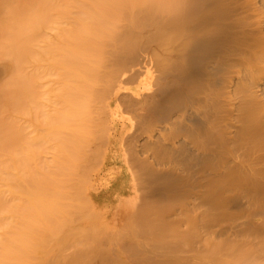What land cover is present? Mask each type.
I'll use <instances>...</instances> for the list:
<instances>
[{
    "label": "bare ground",
    "instance_id": "1",
    "mask_svg": "<svg viewBox=\"0 0 264 264\" xmlns=\"http://www.w3.org/2000/svg\"><path fill=\"white\" fill-rule=\"evenodd\" d=\"M86 1L70 0V9V2L63 0L61 17L53 21L49 12L57 5L51 0L40 19L26 17L21 23L17 16L19 20L5 30L4 56L17 68L16 79L8 83L16 92L10 96L15 107L20 98L25 106L37 98L31 87L35 74L30 78L21 68L22 54L35 58L31 46L36 41L30 31L68 22L72 14L83 11ZM99 8L92 17L71 18L85 36L90 33L92 45L87 56L81 49L64 51L63 56L71 58L61 68L72 89L66 88L62 101L79 109L92 96L94 105L101 99L143 105L144 116L136 126L143 123L148 133L138 136L141 147L131 150L133 163L120 155L128 165L110 189L121 195L137 184L129 198L154 199L148 213L154 212L149 226H154L155 236L147 241L169 244L147 247L137 261L248 264L264 257V0H122ZM88 21L93 23L91 31ZM78 36L71 37L76 41ZM4 68L0 65V78ZM85 75L91 78L87 91L80 83L84 78L89 82ZM22 83L24 96L17 94ZM113 127L118 137L122 127ZM20 149H15V163ZM149 149L151 154L145 156ZM102 161L115 159L106 155ZM2 180L8 184L7 176ZM4 220L0 264H7L10 257L11 232ZM139 244L143 249L148 246Z\"/></svg>",
    "mask_w": 264,
    "mask_h": 264
},
{
    "label": "rangeland",
    "instance_id": "2",
    "mask_svg": "<svg viewBox=\"0 0 264 264\" xmlns=\"http://www.w3.org/2000/svg\"><path fill=\"white\" fill-rule=\"evenodd\" d=\"M62 1L52 0L57 5L49 12L53 21L61 17ZM110 2L119 5L122 0H87L84 9L83 5L81 7L83 11L79 15L72 14L68 22H59L53 28L39 26L34 32L30 31L32 40L36 41L31 46L35 58L32 61L22 54L21 68L26 74H31L30 78L35 74L31 87L37 98L32 103L30 100L29 106H25L26 101L20 98V105L15 107L14 98L10 96L16 92L14 89L15 93L11 92L8 83L16 79L17 68L14 60L4 56L3 47L8 41L5 30L14 25L17 16L22 20L17 18L16 22L19 20L21 23L25 22L26 17L28 21L40 19L45 5L50 4L51 0H0V65L5 67L0 78V216L4 215L2 220L5 218L3 222L9 223L11 232L7 264H91L92 258L95 260L92 264H146L137 261L138 254L142 255L151 245L161 248L169 244L162 240L159 244H149L147 241L155 236L154 226H149L154 212L150 211L152 215L148 213L152 208L148 205L153 204L154 199L129 198L138 190L137 184L131 192L121 195H116L110 189L120 170L127 167L120 155L127 158L128 163H133L132 153L141 147L137 138L140 134L148 133L143 130V123L136 126L140 117L144 116L142 103L131 106L122 99H101L99 104L94 105L95 96H92L91 101H85V105L79 109L73 102L64 104L62 101L66 88L72 89V83L67 81L66 72L61 68L71 58V54L63 56L64 51L68 53L72 49L75 52L81 49L87 56L92 45L90 33L88 37L85 36L81 26L73 23L71 18L92 17L100 9L99 6H107ZM131 2L135 5V2ZM80 13H84L83 16ZM91 24L88 21V26ZM88 28L91 31L92 25ZM75 34H80L76 41L71 37ZM104 41L107 40H101ZM85 76L89 82L84 78L80 83L87 91L91 78ZM42 81L44 85L40 84ZM78 82L75 78L73 84L76 86ZM22 85L25 87L22 83V89L17 94L24 96L26 87ZM113 125L122 127L118 137H114ZM100 129L109 131L102 132ZM100 143L106 147L98 146ZM19 148L18 163H15L13 155L15 149ZM132 149L134 151L131 152ZM150 154L151 150L144 155ZM106 155H112L115 161L105 163L102 160ZM3 176L8 177V184L2 180ZM168 233L173 234V231L168 230ZM125 240L131 241L135 247L125 244ZM139 243L148 246L143 249L141 246L144 245L139 246ZM126 247H131L133 255L130 250L128 253ZM140 247L143 250L134 252ZM112 248H115L114 252ZM126 251L128 254L124 253ZM262 258L249 260L248 264H264Z\"/></svg>",
    "mask_w": 264,
    "mask_h": 264
}]
</instances>
